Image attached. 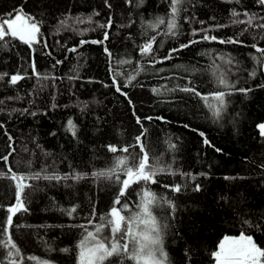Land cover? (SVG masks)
<instances>
[{
    "label": "trees",
    "instance_id": "1",
    "mask_svg": "<svg viewBox=\"0 0 264 264\" xmlns=\"http://www.w3.org/2000/svg\"><path fill=\"white\" fill-rule=\"evenodd\" d=\"M109 3L111 8L105 0H0V16L7 18L10 13L20 12L24 17H34L41 28L40 43L34 49L18 40L0 49V73L7 74L0 81V123L4 124L0 129V156L11 151L5 132L13 137L15 149L7 164L0 161V171L7 173L11 166L18 174L42 169L61 175L88 174L78 182H34L36 189L29 194V211L14 217V225L25 227L10 228L23 250L22 255H35L50 264H78L81 232L61 225L84 222L93 206L98 215L109 213L118 189L112 181L93 178L91 173L112 166L113 154L106 145L122 147L132 143L138 131L133 108L142 118L163 115L169 121L146 125L152 158L166 170L159 174V183L151 185L150 190L158 197H170L174 209L170 211L167 205L153 206V215L165 226L162 239L169 264H212L215 258L211 253L217 251L222 238L242 232L252 235L258 246L264 248V136L258 129L264 123V87H258L264 85V74L248 78L245 72L240 73L246 82L237 81L238 86L252 90L246 95L233 94L219 120H213L187 94L162 90L157 95L150 91L153 86L187 83L182 79L185 73L175 65L208 67L210 58L201 57V52L232 55L251 68L254 61L248 57L253 50L202 41L177 53L171 61L153 65L139 56L136 45L143 43L142 22L164 15L168 11L166 0H145L138 8L126 5L125 0H109ZM232 11L255 13L257 18L264 16V8L255 0H242L240 4L226 0H187L181 15L192 19L187 23L183 19L179 21L181 34L176 39H165L157 57L190 39L199 40L191 35L193 28L219 24L226 27L213 29L210 35L218 38L238 35L247 26L232 25ZM97 12L99 15H94ZM109 16L114 21L111 29L97 27L106 23ZM239 18L246 19L243 15ZM105 30L110 34L105 45L79 46L81 39H102ZM253 37L264 46V31L254 27L241 39L250 44ZM72 47L77 51L69 52ZM104 47L114 55H107ZM33 60L40 77L32 72ZM57 60L63 62L53 67ZM120 60L135 63L120 65ZM141 65L146 71L137 75ZM157 68L164 71L158 73ZM113 69L121 74L119 79L123 82L127 81V75L137 76L133 85L123 89L131 98V105L114 88L106 86L110 84ZM13 74L25 78L10 85L8 81ZM196 83L198 90L205 93L215 87L199 74ZM140 84L145 87L140 88ZM31 112L37 115L32 116ZM69 120L76 125L75 136L66 130ZM183 124L190 127L184 128ZM199 132H204L215 147L205 146ZM170 140L177 145L175 151L168 150ZM215 148L222 152H216ZM173 172L177 174L172 175ZM181 172L195 175L196 180H185ZM9 177L10 174L0 177L3 206L0 221L6 218L7 206L14 202L15 182ZM174 181L187 187L180 194L162 187ZM196 184L200 185L199 191L194 190ZM144 190L143 184L135 186L128 200L139 203ZM71 205H79V214L73 218L62 215L59 208ZM106 228L110 231V225L106 224ZM61 248L69 251L61 252ZM24 264L30 262L25 260ZM112 264L122 262L112 258Z\"/></svg>",
    "mask_w": 264,
    "mask_h": 264
},
{
    "label": "snow or ice",
    "instance_id": "2",
    "mask_svg": "<svg viewBox=\"0 0 264 264\" xmlns=\"http://www.w3.org/2000/svg\"><path fill=\"white\" fill-rule=\"evenodd\" d=\"M144 2L145 0H138V3H136V0H125L126 5L130 7L134 5L137 8L143 5ZM166 2L168 4V11L164 15L155 17L154 21L142 22L143 30L141 35L143 43H138L136 48L139 56L146 58L148 63L153 65L164 64L174 59L177 53L202 41L218 42L221 45H241L250 47L253 50L248 57L249 60L254 61V66L251 68H248L247 65H242L241 61L232 55L226 56L211 51L201 52L199 54L201 57L210 58L208 67L174 66L175 68L183 70L185 76L182 79L187 81V83L184 85L176 84L171 87L166 85L153 86L150 89L153 94L157 95H160L162 90L164 93L180 92L187 94L190 99H196L197 104L205 108L213 120H219L222 118L233 94L240 93L246 95L252 90L238 86L237 81L241 83L246 82L241 79L240 73L245 72L248 78H256L258 74H264V46H260L255 41V37H253V42L250 44H246L245 40L241 39V36L250 28L254 27L264 31V22H259L264 21V16L257 18L255 13L232 11L230 23L232 25L247 26L238 35L226 38H218L214 34L210 35L209 32L213 29L218 30L226 27L225 25L219 24L201 27L199 29L193 28L191 35L193 37H199V40L190 39L187 43H181L178 47L168 49L166 55L161 53L157 57V53L163 47L165 39H176L181 34L179 21L183 19L187 23L192 19L187 15L183 17L181 15L184 12L187 0H166ZM226 2L240 4L242 0H226ZM255 3L264 8V0H255ZM105 4L109 8L112 7L109 0H105ZM94 15L98 16L99 13H94ZM241 15L246 17V19H240L239 17ZM13 16L15 19L12 18ZM22 19H28L32 22L27 27H22L18 25V22ZM88 20L91 21L92 16H89ZM113 23L112 16H109L106 23H100L97 27L111 29ZM199 23L201 25L204 24L203 21ZM121 27L124 26L121 25ZM88 30L84 29L85 32ZM92 30L95 31V29ZM153 31H155V34H153ZM40 35L41 28L34 17H23L16 12L10 13L7 18L0 16V49L6 48L15 40L27 45L30 49H34V46L40 43L38 39ZM158 37H160L159 40ZM129 39H131V36ZM109 40V31L105 30L102 39H94L91 41L81 39L79 46L88 43L103 46ZM44 47L46 48L47 44ZM68 51L75 52L77 48L72 47ZM104 51L109 56L114 55L108 47H104ZM62 62L61 60H57L53 67ZM126 63L132 65L135 62L120 60V65ZM31 68L33 74L40 77V74L37 72L35 60H33ZM142 71H146L143 65L137 71V75ZM155 71L159 73L163 72L164 69L157 68ZM197 74L202 75L208 83L214 84L215 87L207 93L198 90L196 83ZM6 75L5 73H0V81H3ZM111 75L112 79L110 84L106 86L114 88L115 92L123 96L131 105V98L128 92L123 89H126L129 85H133V81L137 80V76L127 75V81L123 82L119 79L121 74L114 69ZM190 77L191 79H189ZM24 78L20 74H13L8 83L10 85H16L18 81ZM42 78L47 79V77ZM173 79H175V76H173ZM139 87L144 88L145 86L140 84ZM258 87H264V85H259ZM30 114L32 116L37 115L36 112H31ZM132 114L138 130L132 143L122 147L120 145H106L107 151L113 154L112 166L91 173V177L93 178H105L112 181L118 189L109 213L107 215H98L95 206H93L89 216L84 218V222L61 225L78 229L81 232L82 238L78 243L79 264H112V258L121 260L122 264H169L168 253L165 251L162 239L163 228L165 226L158 223L157 217L153 215V206L163 207L167 205L170 211L174 209L170 197H158L156 193L150 190L151 185H157L159 183V174L164 173L166 170L159 166L158 160L152 158L151 149L147 143L150 131L146 126L154 121L165 124L169 121L163 115L144 116L142 118L134 108ZM67 123L68 128L66 130L75 136L77 132L76 125L73 124L72 120H69ZM182 126L184 128L190 127L188 124H183ZM258 127L260 129V135L264 136V123L259 124ZM2 128H4V124L0 123V129ZM5 135L9 141L7 147L11 151L0 156V161L7 164L15 149L13 148V137L7 132H5ZM199 135L203 138L202 142L205 146L215 147L205 136L204 132H199ZM167 147L168 150L175 151L177 145L170 140ZM215 151L219 153L222 152V149L215 148ZM8 174H10L9 178L15 182L14 202L7 206L6 218L0 221V264H24L25 260L30 262V264L31 262H36V264H50L47 260H38L35 255H22L23 250L15 242L14 233L10 232V228L20 229L25 227V225H14V217L17 214H25L29 211L27 204L30 192L36 189L34 182L40 180L49 182L71 180L78 182L87 178L88 174L76 173L72 175H61L49 172L47 169L29 174H18L12 170L11 166L8 167L7 173L0 171V177H7ZM176 174L175 172L172 173V175ZM180 175L184 176L185 180L189 178L196 180V176L191 173L181 172ZM199 175L204 176L207 173H200ZM226 179L231 178L226 177ZM139 184H143L145 190L140 196L139 203L133 204L128 200V197L131 195L132 189ZM162 187L170 193L180 194L187 185L174 181L171 185L165 184ZM194 190L199 191L200 185L196 184ZM137 195L140 194L137 193ZM0 207L3 206L0 205ZM78 210L79 205L59 208L61 214H66L69 218L78 215ZM122 223L125 225L123 228ZM106 224L110 225V231L106 228ZM90 228L94 230H89ZM109 240L111 241L110 244ZM60 251L67 253L69 249L61 248ZM211 255L215 258L216 264H264V248L258 246L252 235H245L243 232L238 238L224 237L219 243V250L213 251Z\"/></svg>",
    "mask_w": 264,
    "mask_h": 264
},
{
    "label": "rangeland",
    "instance_id": "3",
    "mask_svg": "<svg viewBox=\"0 0 264 264\" xmlns=\"http://www.w3.org/2000/svg\"><path fill=\"white\" fill-rule=\"evenodd\" d=\"M18 14H20V15H22L20 12L18 13ZM23 17H24V15H22ZM13 19H15V17L13 16L12 17ZM44 18V17H43ZM29 24V22H28V20L27 19H22L21 21H19L18 22V25L19 26H22V27H27V25ZM261 124V123H260ZM258 129H259V127H258ZM259 131H260V129H259ZM241 234H238V235H225L224 237H236V238H238L239 236H240ZM224 237L222 238V239H224ZM109 244H110V242H109ZM219 250V246H218V249H217V251ZM78 264H79V259H78ZM212 264H216V261H214Z\"/></svg>",
    "mask_w": 264,
    "mask_h": 264
}]
</instances>
